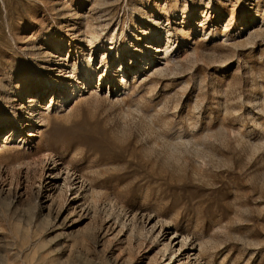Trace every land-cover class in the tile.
I'll return each instance as SVG.
<instances>
[{
  "label": "rangeland",
  "instance_id": "rangeland-1",
  "mask_svg": "<svg viewBox=\"0 0 264 264\" xmlns=\"http://www.w3.org/2000/svg\"><path fill=\"white\" fill-rule=\"evenodd\" d=\"M165 26L171 41L183 34L162 75L159 59L127 65L125 87L118 74L98 81L106 39L115 72L151 27L164 56ZM90 57L96 75L82 85ZM0 82L12 96L0 87V138L14 136L12 116L49 121L33 117L37 136L17 127L0 151V264H264V0H0ZM88 132L103 149L62 139ZM178 138L190 143L175 151ZM156 220L194 247L163 257Z\"/></svg>",
  "mask_w": 264,
  "mask_h": 264
},
{
  "label": "bare ground",
  "instance_id": "bare-ground-1",
  "mask_svg": "<svg viewBox=\"0 0 264 264\" xmlns=\"http://www.w3.org/2000/svg\"><path fill=\"white\" fill-rule=\"evenodd\" d=\"M184 7H186V5ZM209 8L210 9H215L213 6H210ZM134 13H137V12L134 11ZM181 14H182L184 20H186L188 18H191V14H190V12H187V9H184L183 12H181ZM142 18L145 19L146 25L153 26V27L158 25V24L155 23V18H153V16H150L148 13H147V15H144ZM132 26H134V28L137 30L136 33L140 34L142 32L141 30L138 29V26H136L135 24H132ZM166 26H167V24H166ZM166 26L162 27V28L160 27V29L163 30V32L166 33V35H167L166 36L165 49H163L164 50V56L159 58V54H158V52L161 51V49L158 48L160 46L159 40L161 41V38H160L161 31H158V29H155V28L151 27V28H149V30L146 33L147 37L149 39L148 43H144V44L141 45L140 38H138V36H135V38H134V43L135 44L134 45L127 46V43L123 45L122 54H121V57L119 58L120 59V62H119L120 66H119L118 70L115 71V72H113L111 70V66H110L111 63H112L111 60H109V62H108V59L110 58V55H113V53H114L113 40L112 39H110V40L106 39V42H110V43H108L106 45V47H107L106 51H104L100 55V59H101L100 63L102 64V68L97 73V75H99L98 81L100 82L102 80V78L105 77L106 80L109 83L110 82V77L111 78H113V77L115 78L114 75L118 74L119 75L118 77H121L120 80H119V84L122 85V87L123 86L125 87V85H127V82L129 81V79H126V77H125L126 76V72H127L125 68L127 67V65L131 67L132 63H134V65L137 66V73H139V72L147 71L150 68L153 69L154 65L157 64V63H154L155 60H159V59L164 60L163 67L162 68L160 67L157 70V73L162 75L164 73V71L168 70L169 67L171 66L170 65V61L166 60V59L173 58V57H171V55H169V52L171 50H173L175 47H177L178 44L175 42V40H179L180 37H181L180 34H183L182 30H180L181 33L176 32V34L174 35L175 40L171 41L173 35H172L171 30H169V28H167ZM224 32H226V29L223 31L222 34H224ZM191 33L192 32H188L187 35L183 36V37H185V41H186L185 43L189 42V38L191 36ZM88 34L90 35L89 42H93V41L98 39V36L95 34L94 31H90V32H88ZM249 43H252V42H249ZM153 45L155 46V48L153 47ZM169 48H171V49L169 50ZM130 50H132V51H130ZM163 50H162V52H163ZM128 51H130V52H128ZM116 52L118 53V51H116ZM125 53L129 54L128 60H130V64H125V61L127 60V58H126L127 55H125ZM124 59H126V60L124 61ZM93 61L94 60H93L92 57H90L88 59V61H86L85 69H84L85 74L81 76L82 80H83L81 82L82 85H85L87 83V81L90 83L91 80L93 79L94 75H96L95 67H93ZM109 73L111 74L110 77L108 76ZM79 81H80V79L77 78L76 83L72 82V86H71L72 91L71 92H67V95L70 96V98H74V96H77V94L81 91V87H80V82ZM83 82H84V84H83ZM48 84L50 85V83H48ZM63 84H65V82H58L57 83L58 86H61ZM0 87L3 89V92H6V86H4V84H1V82H0ZM115 89H117V87ZM3 94H5V93H3ZM62 94H64V93H62ZM93 94H95V93H93ZM6 97L11 103L12 102V96L8 95V93L6 92ZM34 99H35L34 97H29L27 102L29 104L32 103V102H35ZM64 101H65V98H61L59 100V103L56 104L55 106L46 103L45 104V110L48 111L50 107L51 108L54 107L55 109H58V108L63 106ZM30 114L28 112L26 113V116H25L26 118L23 120V122L19 121V119H16L14 116H12L13 117L12 118V126L8 127V132H9L10 128L13 127L14 136L11 137V138L10 137L4 138V139L0 138V151H1L2 147L6 146V143H11L12 144V143H14L13 141L15 139H17V140L20 139L19 135L18 136L15 135L16 131L18 130L19 127H24L25 126L26 128H31L32 130H34L33 132H31V131L28 132L27 135H26L27 137H36L37 136L36 134L39 133L38 130H35L34 129L35 127H32L33 124L31 125V123H30L35 118L34 117L35 114L34 113H32L31 115ZM35 121L42 122V123L49 122L48 119L46 118L45 114H43V113H39L38 117L35 118ZM8 123L5 124V125L0 126V129L1 130H3V129L5 130V128L7 126H9ZM41 125L42 124H40V126ZM56 138H58V137H56ZM62 139L65 140V141H68V142H79V143H82L83 145H86L90 149H103V146L101 145L100 140L92 132H88V133H84V134L78 133V134L67 135L66 137H63ZM22 140L25 143L27 142V139L23 138ZM177 140H180V141L179 142L176 141L175 143H172V148L175 151H177V149H178V147L180 145L184 146V145H186V144L188 145L190 143V141L188 142L185 139H184L185 141H181V139H179V138ZM36 153L39 155L41 160H43V159L48 160L49 157H50L46 153V150L42 149V148H38ZM64 182H65V180H64ZM71 182L72 183L70 185H68V187H70L72 189L75 186L74 187V191L77 194L80 193V190L84 189V178H83L82 175L79 174ZM73 182H75V183H73ZM134 219H135V216L133 215L131 217V221H133ZM171 226H172L171 225V221L156 220L151 225L150 232H152V234L155 233V236L153 237V239L157 240V242L160 241L159 240L160 237L161 238L163 237V240H162L163 244H162V247H161V249H162L161 252H162V256L163 257L167 253L168 248H170L171 246L174 248L173 249V254L174 255H175L176 252H177V254H178V252H180L179 256H183L184 254H186V252H185L186 248H188L190 246L194 247L195 243L193 241L189 240V235L188 234H183L181 232L179 233L177 231H170V227ZM175 247H178V248L176 249ZM179 256L177 258H179ZM193 256H194L196 261L199 258H201V255H200L199 252L197 254L194 253ZM189 257H190V255H188V253H187L186 259H185V261H183V263H186L189 260ZM171 260H172V258L168 259V262H170ZM203 264H207V262H205Z\"/></svg>",
  "mask_w": 264,
  "mask_h": 264
}]
</instances>
